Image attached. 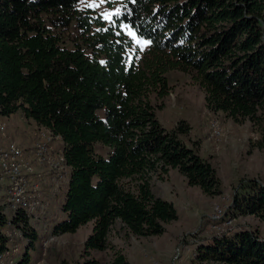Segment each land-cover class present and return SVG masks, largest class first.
Wrapping results in <instances>:
<instances>
[{
    "label": "trees",
    "instance_id": "obj_1",
    "mask_svg": "<svg viewBox=\"0 0 264 264\" xmlns=\"http://www.w3.org/2000/svg\"><path fill=\"white\" fill-rule=\"evenodd\" d=\"M77 1L0 0V113L21 109L65 143L70 172L54 231L92 220L74 264H129L109 240L114 224L151 235L177 216L173 202L152 190L154 174L175 167L206 194L222 192L211 160L183 137L190 124L166 127L158 118L170 69L192 74L209 109L256 125L254 144L264 148V0H121L112 21ZM121 23L147 45L132 49ZM242 188L231 210L264 216V183L251 178ZM4 208L0 264H9L1 262L10 250ZM11 221L28 241L11 264H33L38 221L23 209ZM108 248L107 258L93 254ZM186 264H264V236L246 227L214 232Z\"/></svg>",
    "mask_w": 264,
    "mask_h": 264
},
{
    "label": "rangeland",
    "instance_id": "obj_2",
    "mask_svg": "<svg viewBox=\"0 0 264 264\" xmlns=\"http://www.w3.org/2000/svg\"><path fill=\"white\" fill-rule=\"evenodd\" d=\"M120 3L121 0H78L77 6H90L107 21H112ZM121 27L131 36L132 49H142L147 45V40L138 36L130 25L121 23ZM66 43L71 44L68 36ZM167 76L170 90L162 99L163 105L157 109L158 118L166 127L174 126L180 119L190 124L189 132L183 137L188 143L195 141L199 152L211 160L221 180L222 192L206 194L198 185L189 184L175 167H170L162 177L154 174L152 190L173 202L177 216L164 223L162 232L151 235L127 234L117 221L109 232V240L125 252L129 264H186L197 244L218 231L246 227L257 229L264 236V216L236 214L230 208L235 193L243 189L242 183L251 178L264 183V148L254 144L260 137L258 127L248 119L238 122L220 110L209 109L203 88L190 72L173 68ZM0 118L6 121L9 140L22 146L31 143L34 121L27 118L21 109L9 115L0 113ZM211 119L217 120L220 138L211 133ZM95 148L103 153L107 149L99 142ZM68 176L69 172L62 178L44 174L42 190L51 208L49 215L35 225L40 237L35 248L31 249L33 264H74L84 257L83 243L91 231L92 220L74 231L57 232L53 227L54 219L62 215L58 206L64 198ZM2 182L0 180V203L5 204L10 217L12 209L6 203ZM53 185L57 190L51 195ZM53 207H57L56 212ZM4 231L11 233L10 250L5 257V254L2 256L1 262L11 264L12 257L17 259L28 241L12 222L4 227ZM110 253L109 248L93 251L103 258L109 257Z\"/></svg>",
    "mask_w": 264,
    "mask_h": 264
},
{
    "label": "built area",
    "instance_id": "obj_3",
    "mask_svg": "<svg viewBox=\"0 0 264 264\" xmlns=\"http://www.w3.org/2000/svg\"><path fill=\"white\" fill-rule=\"evenodd\" d=\"M33 121L32 141L22 146L8 139L6 121L0 118V180H3L6 203L12 209L10 217L5 211L7 224H11V219L18 209H23L30 219L38 222L44 216H48L51 205L49 200L45 201L47 197L42 190L44 174L62 178L70 172V166L64 156L65 143L61 135L34 119ZM217 124L216 119L209 121L211 133L216 138L220 136ZM56 190V186L53 185L51 195ZM53 209L54 212L57 211V207ZM7 234L8 239H11L9 237L11 233Z\"/></svg>",
    "mask_w": 264,
    "mask_h": 264
}]
</instances>
